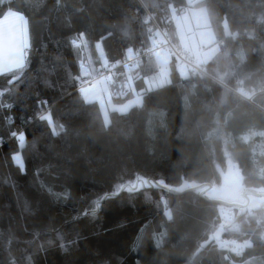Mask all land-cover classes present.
<instances>
[{"label": "trees", "instance_id": "obj_1", "mask_svg": "<svg viewBox=\"0 0 264 264\" xmlns=\"http://www.w3.org/2000/svg\"><path fill=\"white\" fill-rule=\"evenodd\" d=\"M189 7L186 0H0V20L23 14L30 45L24 67L0 73V264H264L256 221L264 210L248 206L231 208L241 230L225 234L249 237L246 248L231 260L213 245L197 253L224 208L204 191L224 183L216 165L226 170L225 151L243 189L264 190V0L196 2L209 14L215 55L184 71L172 56L166 83L150 90L145 78L158 70L157 54L144 57L133 66L140 103L111 111L107 124L81 95L82 82L100 73L101 54L116 67L112 103L131 99L118 87L127 67L115 62L152 46L158 29L182 50L173 16ZM80 33L83 43L73 47ZM83 64L90 76H81ZM241 92L254 93L251 101ZM21 132L23 145L12 135ZM137 174L152 187L118 190ZM105 193L110 198L93 212Z\"/></svg>", "mask_w": 264, "mask_h": 264}, {"label": "rangeland", "instance_id": "obj_2", "mask_svg": "<svg viewBox=\"0 0 264 264\" xmlns=\"http://www.w3.org/2000/svg\"><path fill=\"white\" fill-rule=\"evenodd\" d=\"M189 8L185 9L180 16H173V20L175 22L176 31L178 34L179 42L181 48L186 53L187 56H193L195 60V65L204 64L209 60L215 53L217 52V46L214 44L215 42V34L211 29L210 17L204 8H194L193 5L196 4L199 0H186ZM25 19L18 14L8 13L4 16L3 19L0 20V63L7 64V61L10 56V49L16 45H19L25 35V40L27 41V29L25 33ZM168 38L166 35L159 32L156 35V42H163L165 45L167 44ZM169 41V40H168ZM154 42V43H156ZM153 43V44H154ZM156 58H154V64L158 67V70L154 75L149 76L147 79L145 78V86L147 90L154 89L162 86L167 81V76L169 73V62L172 56L167 53V51L158 52ZM132 52H128L127 59L133 58ZM100 64L98 67H95L100 73L97 75H93L89 77V80L85 85L81 87V95L86 102H96L101 118L105 124L109 122V113L111 111H116L118 113H125L131 107L140 103V94L134 89V68L132 65L126 66L125 69L126 74L121 76V84L118 87H122L124 89V93L126 94L131 90L133 93V97L128 101L124 102L120 105H114L111 101V93L109 90V85L112 80L108 79L105 76L104 69L106 66L107 60L102 57L100 54L98 58ZM180 60H177L179 69L184 71V65H181ZM182 66V67H181ZM85 67L84 74L90 76V69L86 64L81 65V68ZM8 69L6 66L4 70ZM3 70V71H4ZM184 73V72H182ZM115 81V78H114ZM124 83V84H123ZM120 93V91H119ZM242 98L247 101H251L254 93H240ZM226 156V167H230L233 170L234 177L241 183V178L237 173L236 168V160L231 157L227 151L224 152ZM224 165V167H225ZM223 167V168H224ZM216 169L225 172V169H221L216 165ZM224 179V178H223ZM221 186L225 187L226 184L222 182ZM217 188H220L217 187ZM241 190H244L240 184V193L236 197L235 201L243 202V197L241 196ZM251 191V190H250ZM254 192L264 193V190H254ZM248 200L250 201L249 208L256 209L258 205L264 203V197H257L250 195L248 196ZM223 206V205H221ZM224 208L221 210V215L229 214L233 216L235 213L233 207L223 206ZM249 209V210H250ZM232 211V212H230ZM236 217V216H235ZM260 218H264V212L259 215ZM237 218V217H236Z\"/></svg>", "mask_w": 264, "mask_h": 264}, {"label": "built area", "instance_id": "obj_3", "mask_svg": "<svg viewBox=\"0 0 264 264\" xmlns=\"http://www.w3.org/2000/svg\"><path fill=\"white\" fill-rule=\"evenodd\" d=\"M148 19L150 21H153V18L148 15ZM153 26V25H152ZM152 26H150V29L152 28ZM158 33L160 32L162 34L165 35V32L161 29L157 30ZM167 44L165 45L163 42H156L155 44H153L152 46H150L149 48H147L144 52L141 53H136L132 59H124L115 63H118V66H136L138 64L142 63V59L144 57L147 56H154L155 54H159L158 52L161 51H167L171 56H175L176 60H180V64L184 65L186 67H188L190 70H197L198 66L195 65V61L186 55V53L182 50L178 51L175 48H173V46L170 44V42L168 40ZM114 63L112 62H106V66L104 68V73L105 76L108 79L113 80V78L115 77L116 73H115V69L116 67H114L113 65ZM89 79L84 80L82 82V86L85 85L87 83ZM241 95V94H240ZM232 212V211H230ZM233 213V212H232ZM257 223L262 224V229L259 233V238L260 241L262 243H264V218H260L258 216L257 218ZM223 228L225 230H231L233 232H239L241 230V223L237 222V218L235 217V215L233 214V216H230L228 213L222 215L221 217H219L217 224L215 226V228ZM249 241L250 238H246L243 240H238L234 237H226L225 235L223 237H221L219 240H216L213 242V246H215L223 255V258L225 260H231V254L232 253H236V252H241L244 248H246L249 245Z\"/></svg>", "mask_w": 264, "mask_h": 264}, {"label": "snow or ice", "instance_id": "obj_4", "mask_svg": "<svg viewBox=\"0 0 264 264\" xmlns=\"http://www.w3.org/2000/svg\"><path fill=\"white\" fill-rule=\"evenodd\" d=\"M9 10H11V9H9ZM11 11H13V10H11ZM13 12H16L19 15L23 16V14L18 12V11H13ZM25 33H26V24H25ZM83 36H84V34L80 33L79 39H73L71 41L72 46L73 47L81 46V44L83 43ZM26 47H30V45L25 40V35H24L22 42L19 45H16L10 49V56H9L8 61H7V64L5 65L3 63H0V73L3 72L5 66L8 68L9 71H12L13 69H19V68L24 67L25 59H24L23 49ZM37 103H38V105H42L44 103H47V101L46 100H38ZM7 107H11V106H7ZM39 119L40 120H48L49 125L51 126L50 117L41 116V117H39ZM63 130L64 129L61 128V131H63ZM53 134L54 135L57 134L55 132V129H53ZM12 135L18 140V142L21 145H23L25 137H26V133L21 132V133H19V135H17L16 133H13ZM12 158H13V161L15 162V164L18 167H20L22 171H26L24 161L22 160L20 155L13 154ZM152 185H153V182L150 181V178L137 174L134 178L130 179L127 183L118 184L117 188L119 191H123V190L136 191V190H140V189L145 188V187H152ZM108 198H110L109 193H105V194H103V196L98 197L97 200L94 201L96 207L94 209H92V211L94 212L96 209H98L101 206V201L104 199H108Z\"/></svg>", "mask_w": 264, "mask_h": 264}, {"label": "water", "instance_id": "obj_5", "mask_svg": "<svg viewBox=\"0 0 264 264\" xmlns=\"http://www.w3.org/2000/svg\"><path fill=\"white\" fill-rule=\"evenodd\" d=\"M84 70H86L85 67L81 68L82 77H86V74H84ZM126 94L121 95V97L123 98ZM220 175L222 178L225 179L226 186L225 187L221 186L220 188H214L210 185H207L204 191L205 198L211 201L218 202L220 205H223V206H228V207L236 206L235 199L240 193V183L234 177L233 170L230 167H227L225 172L224 173L221 172ZM156 186L159 187L158 184H156ZM204 186L205 185H200L197 187L190 188L188 190H197ZM162 188L170 192H173V193H179V192H174L173 190L167 189L165 187H162ZM248 195L264 197V193L254 192L250 190H243L241 192V196L244 197L247 202H248ZM224 233H225V230L222 228H217L216 230H214V232L208 236L207 240H205L201 244L197 253H200L203 249L211 245L214 240H218L219 238H221Z\"/></svg>", "mask_w": 264, "mask_h": 264}, {"label": "flooded vegetation", "instance_id": "obj_6", "mask_svg": "<svg viewBox=\"0 0 264 264\" xmlns=\"http://www.w3.org/2000/svg\"><path fill=\"white\" fill-rule=\"evenodd\" d=\"M224 184H226V181H224ZM220 187H221V186H220ZM241 191H243V190H241ZM248 196H250V195H248ZM235 203H236V206H243V207H244V206H246V205L249 206L250 201L248 200V202H247L246 199L243 197V202L240 203V202L235 201ZM247 203H248V204H247ZM247 206H246V207H247ZM262 207H263V208H262ZM258 208H259V209L262 208L261 210H264V203L258 205Z\"/></svg>", "mask_w": 264, "mask_h": 264}, {"label": "crops", "instance_id": "obj_7", "mask_svg": "<svg viewBox=\"0 0 264 264\" xmlns=\"http://www.w3.org/2000/svg\"><path fill=\"white\" fill-rule=\"evenodd\" d=\"M130 52V51H129ZM127 56H128V53H127ZM4 71H6V70H4ZM249 208V207H248ZM250 209V208H249ZM252 209V208H251Z\"/></svg>", "mask_w": 264, "mask_h": 264}]
</instances>
